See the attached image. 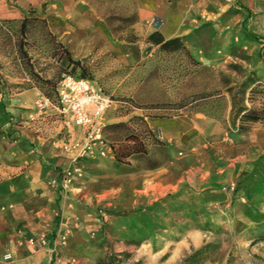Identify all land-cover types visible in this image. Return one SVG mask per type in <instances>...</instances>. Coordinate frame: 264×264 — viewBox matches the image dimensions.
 Wrapping results in <instances>:
<instances>
[{"label": "rangeland", "instance_id": "obj_1", "mask_svg": "<svg viewBox=\"0 0 264 264\" xmlns=\"http://www.w3.org/2000/svg\"><path fill=\"white\" fill-rule=\"evenodd\" d=\"M183 37L199 64H194L185 52H161L158 49L137 64H124L112 51L102 48L97 37L78 32L63 34L52 22L40 19L30 18L25 26L21 20H0V77L3 72L22 80L12 85L4 80V86L14 87L17 91L35 86L41 91L37 108L32 109L34 112H26L27 109L22 107L16 113L7 112L12 129L0 131V137L10 143L27 137L17 133L20 129L15 127L26 125L44 138L63 141L64 148L69 150V164L52 176L50 185L60 191L61 196L68 195L76 184L82 186L91 198L84 203L85 211L92 213L90 211L94 210L101 221L99 231L104 235L95 244V249L87 253L84 264H264V165L225 184L214 180L211 186L210 180L194 183L191 179L200 174L198 166L202 160L197 154L216 151L212 144L219 153L235 155L239 151L236 136L246 133L238 130V120L236 124L232 123L231 98L225 91L223 79L228 77L239 82L253 71L259 79L255 88L264 91V0H258L250 8L237 2L227 16L208 19ZM212 41L216 42L215 47ZM191 43H194L193 47L189 46ZM65 46L74 58L89 65L91 81L114 100L106 111L105 124L114 122L112 118L128 121L133 116H145L154 138L163 140L160 132L150 124V118L156 114L170 118L168 116L190 112L191 116L203 114L220 121L223 131L218 133L217 140L207 137L193 147L181 146L175 151V167L172 164L174 153L168 146L171 160L158 175L146 174L141 168L146 160L139 153L131 161L118 163L108 142L110 153L106 155L101 154L100 145L84 150L85 129L58 109L59 82L66 75L81 72L79 68L72 71V67H68ZM230 64H238L246 72L235 71ZM155 66L159 71L153 75V82L143 86V80ZM46 80H50L49 83ZM215 90L224 92V97H215L201 106L189 104L182 110L175 108L182 99L191 102L196 94ZM249 90L246 96H252V99H246L245 104L261 107L264 92L250 94ZM141 98H153L161 103L146 102L140 106L136 100ZM39 100H45L46 104L39 106ZM210 104L216 109L212 115L202 111ZM134 124L141 139H146L141 121ZM154 141L150 140L149 154L154 159H161L163 153ZM24 147L36 150L35 143L32 147ZM68 171L72 172L73 179L64 188L61 180ZM162 175L169 178V182L166 181L148 203L141 202V193L137 189ZM178 177L180 180L176 182ZM114 188L126 192L121 193L125 202L136 198L137 204L114 207L110 193ZM61 213V209L57 210L56 216L61 217ZM144 213L147 214L146 226L140 224ZM110 219L117 220L118 228L131 222L138 232L128 236L108 235L104 224ZM51 235L46 233L43 239L48 242ZM66 239L62 236L59 242L63 244ZM52 248L56 255L54 259L59 261L57 243Z\"/></svg>", "mask_w": 264, "mask_h": 264}, {"label": "crops", "instance_id": "obj_2", "mask_svg": "<svg viewBox=\"0 0 264 264\" xmlns=\"http://www.w3.org/2000/svg\"><path fill=\"white\" fill-rule=\"evenodd\" d=\"M257 1L0 0V20L45 18L47 22L62 29L63 34L78 32L97 37L101 42L100 46L112 51L120 62L137 64L150 57L158 48L151 42H146L145 38L150 33L158 30L167 39L185 36L208 19L227 16L229 9L237 6V2L244 8H250ZM132 14L137 16L131 26L139 39L128 42L116 38L112 27L117 21H110L108 17ZM154 19H157V24L153 23ZM214 42L212 41L213 47ZM191 45L193 47L194 43L189 44ZM2 74L0 131H6L12 129L7 112L16 113L21 107L26 108V112H34L41 91L35 86L22 91L6 87L4 80L11 85L21 83L22 80L10 74ZM121 120L111 119L114 122ZM150 124L160 132L162 139L173 151V167L177 165L175 151L181 146L193 147L199 140L207 137L217 140L218 133L223 131L220 121L203 114L150 118ZM15 127L21 131L18 130L17 133L26 134L27 137L17 138L11 143L0 137V264H84L83 259L87 257V253L95 249V244L104 235L99 231L102 228L101 221L94 210L90 211L92 213L85 211L84 203L91 198L82 186L76 184L68 195L61 196L60 191L50 185L52 176H56L69 164V150L64 148L63 141L44 138L26 125ZM235 141L239 150L235 155L219 153L218 148L212 144L216 151L197 154V157L201 156L202 162L198 166L200 174L191 177L193 182L200 183L202 179H207L211 186L214 180L225 184L264 165V121L255 123L252 130L246 133L237 134ZM32 143H35L37 151L24 147H32ZM164 166L165 164L155 169H145L146 174L158 175L162 173ZM167 179L169 180L162 175V178L158 177L151 184L137 189L141 193L140 201L148 203L150 198L152 200ZM179 180L178 177L176 182ZM122 191L120 188L110 191L113 206H135L138 200L130 198L125 202L121 198ZM59 209L62 210L61 217L56 216ZM144 214V220L141 219L140 222L142 226L148 223L145 219L147 214ZM116 222V219H110L104 224L108 235L128 236L138 232L136 227L131 226V222L119 228ZM46 233L52 234L48 242L43 239ZM61 236L67 238L63 244L59 242ZM54 243H57L59 249V261L54 259Z\"/></svg>", "mask_w": 264, "mask_h": 264}, {"label": "trees", "instance_id": "obj_3", "mask_svg": "<svg viewBox=\"0 0 264 264\" xmlns=\"http://www.w3.org/2000/svg\"><path fill=\"white\" fill-rule=\"evenodd\" d=\"M29 17H25L22 20V26H25L26 22L29 20ZM34 20H41L44 22H47L45 18H38V17H32ZM108 19L111 21H117L116 25H114L113 31L116 35V38L126 40L128 42H135L139 39V36L135 32L134 28L131 26L136 20L137 16L136 14H132L130 16H121V15H112L109 16ZM72 34V33H70ZM146 42L152 43L155 46H158V50L161 52H185L186 55L191 59L194 64H199V61L196 60L192 54L189 51V48L186 44L185 38L183 36H177L173 38H165L164 35L156 30L152 33H150L146 38ZM64 51L66 53V60L68 67H72V71H76L77 68L80 69V74L72 73L74 76L78 78H85L89 79V65L82 61L80 58H74L71 50L65 46ZM230 67H232L235 71H244L246 72L242 67H240L238 64H230ZM159 71V67L155 66L145 77L143 80V86L147 85L148 83L153 82V75L155 72ZM225 77V76H224ZM50 80H46V82L49 83ZM259 79L257 78V75L253 71H249L246 76H244L243 80L237 82L236 80H232L231 78L225 77L223 79V85L226 86V92L230 94L231 98V105H232V112H231V118L232 123L236 124L237 120L239 121L238 130L240 132H247L252 130L253 125L258 122L264 121V101H262L261 107H252L247 106L245 104V100H251L252 96H246V93L249 90L250 94H253L257 91H262L261 89L255 88V84L257 85ZM234 83V84H232ZM141 85V87H143ZM140 87V88H141ZM225 93L220 91H214V92H208L207 94L199 93L193 96L191 102H186L183 99L175 106L176 110H182L183 108L188 107L189 104H191V107H196L198 105L201 106L202 103L206 102L208 103V100H212L215 97H224ZM211 98V99H210ZM142 99V100H141ZM137 99L136 102L139 103V105H145L146 102H155V103H161V100H155L153 98H150L149 100H146L145 98ZM213 101V100H212ZM162 103L165 104V101ZM200 111V110H197ZM206 114L212 115L215 109L214 104H210V107L206 110H202ZM178 114V113H177ZM189 116H191V113H188ZM165 117L163 114L161 115H154L153 118H162ZM172 117V116H168ZM137 120L141 121L143 124V132H145L146 139H141L139 130L135 127V124ZM154 133L152 132L149 122L147 121V117L145 116H133L128 121H119V122H111L108 124H105L103 127V139L104 141L109 143V147L112 149V152L114 154V157L118 163L121 162H128L129 160L135 158L134 155L136 154H142L145 157L146 164L141 166L143 169H155L158 168L164 164H166L168 161L171 160V155L168 150V145L165 144L163 140H158L157 138H154ZM154 139L158 145H159V151L163 153V156L161 159H154L149 154V144L151 145L150 140ZM145 140H148L146 142ZM128 143V144H127ZM184 264V263H182Z\"/></svg>", "mask_w": 264, "mask_h": 264}, {"label": "built area", "instance_id": "obj_4", "mask_svg": "<svg viewBox=\"0 0 264 264\" xmlns=\"http://www.w3.org/2000/svg\"><path fill=\"white\" fill-rule=\"evenodd\" d=\"M153 23H158L157 19ZM58 109L69 114L71 119L85 129L86 143L83 149H92L95 145L102 147L101 154L109 153L108 145L103 139L105 114L114 100L89 79L66 75L57 87ZM45 100H39V106L45 105ZM73 179L71 171L64 174L62 186L67 188ZM62 237V236H61ZM65 239V236H63Z\"/></svg>", "mask_w": 264, "mask_h": 264}]
</instances>
